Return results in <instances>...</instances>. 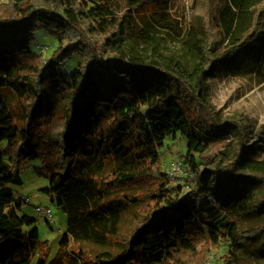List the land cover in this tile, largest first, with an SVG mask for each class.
<instances>
[{"label": "trees", "instance_id": "16d2710c", "mask_svg": "<svg viewBox=\"0 0 264 264\" xmlns=\"http://www.w3.org/2000/svg\"><path fill=\"white\" fill-rule=\"evenodd\" d=\"M45 1L0 0V87L16 95L22 114L20 122L0 96V264H206L225 244L217 264H238L240 252L264 251V223L244 232L238 214L239 206L264 213V162L248 147L230 153L229 134L241 127L218 121L205 69L211 57L245 71L263 63L264 0H182L202 30L184 34L188 65L126 55L136 37H150L152 20L177 31L171 0H123L121 17L113 0ZM42 28L57 37L48 58L35 47ZM75 57L77 68L64 72ZM168 138L184 140L186 190L163 165ZM36 159L49 180L40 191L67 214L51 261V243L13 188L24 183L21 165ZM143 201L144 219L134 220L119 252L83 246L108 243L121 215Z\"/></svg>", "mask_w": 264, "mask_h": 264}, {"label": "rangeland", "instance_id": "374dc122", "mask_svg": "<svg viewBox=\"0 0 264 264\" xmlns=\"http://www.w3.org/2000/svg\"><path fill=\"white\" fill-rule=\"evenodd\" d=\"M36 3L46 4L45 0H34ZM169 11L173 20L178 23V30L164 29L153 21L150 10L145 9L144 20L151 19L153 28H146L150 37H136L132 44L128 46L126 55L135 57V59L146 63H159L161 65H172L180 61L183 64H190L191 53L184 46L185 33L193 28L195 33L201 35V26L197 19L190 13V6L186 1L171 0L168 3ZM113 8L118 17L125 13V3L123 0H113ZM142 26V24H141ZM178 31L180 33H178ZM183 34V35H182ZM135 36V35H134ZM37 42L39 44L52 45L44 54L48 58L57 44V37L46 29H41L37 33ZM35 45L36 51L40 52L39 44ZM188 48V49H187ZM213 57L205 63V69L211 71L206 79V94L214 107L220 123L235 122L240 125L239 132H231L229 141L230 153H237L242 147H248L247 151L252 158L264 162V61L253 71L239 70L236 67L239 64L233 63H213ZM79 59L77 57L69 60L64 66L63 71L71 73L77 68ZM1 102L7 103L13 109L14 116L21 122L22 114L18 108V99L15 94L8 89L0 87ZM66 100H57L54 107L58 112L64 111ZM2 123L0 122V126ZM6 142L0 143V150L4 148ZM184 140L167 139V145L161 149L163 153V162L169 163V159L179 157L180 151H185ZM42 165L39 159L28 160L21 165V176L24 180L22 185H13L16 197L25 195L30 198L31 204H23L22 211L35 216L38 219L37 225L41 231V239L48 240L51 243V254L49 261L55 257L59 248V237L67 227V214L58 206L53 204L47 194L40 191V188L48 185L49 180L46 176L37 171V167ZM113 165L107 169L110 170ZM166 169L169 167L165 165ZM184 167L176 170L173 182L175 184H186L184 176ZM109 172V171H108ZM264 177V171L259 172ZM259 175V174H258ZM188 189L185 187V190ZM262 190L256 188L255 192ZM239 205L238 203H236ZM35 205H50L55 214V221L51 222L47 217L40 216ZM147 211V205L143 202L137 204L121 215L119 232L116 237L106 244H99L93 240L84 241L82 244L90 251H112L119 252L122 249L124 236L133 228L134 220H143ZM238 214L242 224V230L246 232L250 226L255 223H264V213L253 216L246 214L244 209L239 206ZM53 225V227L50 226ZM228 252V245L216 249L210 256L211 264H217L219 258ZM36 261V258L34 262ZM67 262V261H66ZM219 264V263H218ZM238 264H264V251L257 246H252L249 250L239 253Z\"/></svg>", "mask_w": 264, "mask_h": 264}, {"label": "built area", "instance_id": "2783aa9c", "mask_svg": "<svg viewBox=\"0 0 264 264\" xmlns=\"http://www.w3.org/2000/svg\"><path fill=\"white\" fill-rule=\"evenodd\" d=\"M52 47V45H48V44H40L39 48H40V51L41 53L45 54L48 49H50ZM164 164V162H163ZM165 165L169 166L167 169L165 167ZM164 167L167 171V174H168V177L170 179L173 180V177H174V173L176 170H180L181 168H183V163H182V160L179 158V157H176L174 159L170 158L169 159V163H165ZM173 170V172H172ZM184 176L185 177L188 172L184 169ZM173 184H175L173 181H172ZM178 184H182V183H178ZM184 185V187H187L189 188V185L188 184H182ZM22 200V202L24 204H31V201H30V198L25 196V195H21L19 196ZM35 210L36 212L40 215V216H45L47 217L51 222H54L55 221V214H54V210L53 208L50 206V205H35ZM63 232V230H62ZM206 264H211L210 262V258L208 259V261L206 262Z\"/></svg>", "mask_w": 264, "mask_h": 264}]
</instances>
